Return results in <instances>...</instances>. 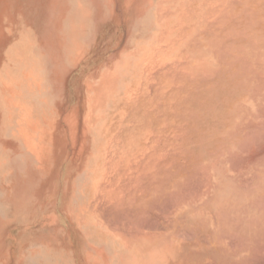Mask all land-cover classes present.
Returning <instances> with one entry per match:
<instances>
[{"label":"rangeland","instance_id":"obj_1","mask_svg":"<svg viewBox=\"0 0 264 264\" xmlns=\"http://www.w3.org/2000/svg\"><path fill=\"white\" fill-rule=\"evenodd\" d=\"M99 1L110 10L94 22L93 50L80 54L75 67H66L62 60L72 65L77 48H89L90 20L102 5L97 0H0V165L6 179L0 183L6 196L0 205V244L30 235L13 232L24 224L49 225L32 235L68 241L56 223L72 225L82 242L63 215L62 183L69 185L71 197L86 198L97 172L100 135L116 127L109 116L137 117L146 93L159 91L161 101L169 100L160 84L172 87L166 90L173 91L171 106L152 105L150 111L177 113V103L183 110L205 111L206 94L177 102V82L212 81L217 87L213 111L220 114L229 103L240 118L238 136L219 142L214 162L223 187L261 195L262 243L248 251L253 264H264V0H214V10L209 9L214 14L202 20L197 40L183 35L187 22L177 18V0ZM70 8L79 16L68 19ZM182 8L187 14L189 6ZM224 82L242 83L245 99L222 94L226 90L218 86ZM15 197L31 213L2 220L14 215ZM78 202L85 207L84 199L73 201ZM35 209L45 215L36 216ZM94 235L88 228L87 241L110 240Z\"/></svg>","mask_w":264,"mask_h":264},{"label":"crops","instance_id":"obj_2","mask_svg":"<svg viewBox=\"0 0 264 264\" xmlns=\"http://www.w3.org/2000/svg\"><path fill=\"white\" fill-rule=\"evenodd\" d=\"M183 5L189 6L187 14ZM222 8L224 16H229V9ZM209 9L214 10V0H177V18L187 22L183 35L189 40H197L202 20L213 16ZM109 10L107 4L105 11L90 20L89 48L76 47L74 63L66 65L62 60L64 66L75 67L80 54L93 50L97 36L94 22L107 17ZM222 85L218 87L225 89L222 94L230 99H245L242 83ZM162 87L170 93L169 100L161 101L159 91L151 96L146 93L144 110L137 117L128 113L109 116L116 127L100 135L103 142L94 157L97 172L86 188V198L71 197L69 185L63 187L62 183L63 215L75 225L82 242L73 235L76 231L70 224H55L58 229L64 227L68 241L32 235L35 229L52 228L49 225L15 226L14 233L28 231L30 235H22L13 245L0 244V264H253L248 250L260 248L262 243L261 195L223 187L226 184L213 158L219 142L238 136L240 118L233 115L229 103L220 114L213 111L217 87L212 81L177 82V102L191 94H206L205 111L183 110L178 103L177 113L150 111L152 105L160 107L167 102L171 106L173 91L166 90L172 87L160 84L157 88ZM15 198L18 207L14 215L2 220L31 213L22 209L21 198ZM76 199H84L85 207L73 203ZM88 228L110 240L87 241Z\"/></svg>","mask_w":264,"mask_h":264},{"label":"bare ground","instance_id":"obj_3","mask_svg":"<svg viewBox=\"0 0 264 264\" xmlns=\"http://www.w3.org/2000/svg\"><path fill=\"white\" fill-rule=\"evenodd\" d=\"M97 2L99 3H97V6H100V1L99 0H97ZM73 6V5H72ZM105 8H107V4L106 5H102V6H100V7H98V15L99 14H101V11H102V9H104V11H105ZM67 14H68V19H72V18H74L76 15H78V12L74 9V8H70L69 10H68V12H67ZM79 16V15H78ZM29 67H32L31 65H27L26 66V68L27 69H29ZM20 72V71H19ZM24 107V106H23ZM27 112V111H26ZM27 115H28V113H27ZM1 117V116H0ZM27 118V117H26ZM31 118V117H30ZM1 120V119H0ZM4 175H3V172H2V170H1V167H0V183L2 184L3 182H5L6 181V179H5V177H3ZM6 196L4 195V192L3 191H1L0 192V205H2L3 204V202L5 201V198Z\"/></svg>","mask_w":264,"mask_h":264}]
</instances>
